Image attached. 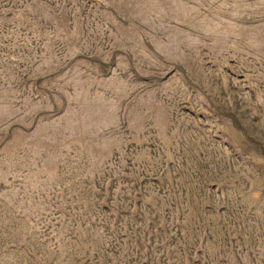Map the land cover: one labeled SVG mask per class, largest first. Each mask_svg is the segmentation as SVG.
<instances>
[{"label":"rangeland","instance_id":"1","mask_svg":"<svg viewBox=\"0 0 264 264\" xmlns=\"http://www.w3.org/2000/svg\"><path fill=\"white\" fill-rule=\"evenodd\" d=\"M0 264H264V0H0Z\"/></svg>","mask_w":264,"mask_h":264}]
</instances>
